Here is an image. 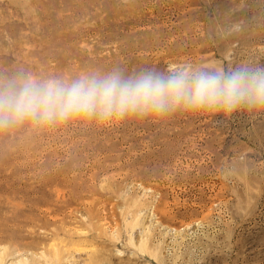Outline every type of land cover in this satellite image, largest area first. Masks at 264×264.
Segmentation results:
<instances>
[{"label": "rangeland", "instance_id": "1", "mask_svg": "<svg viewBox=\"0 0 264 264\" xmlns=\"http://www.w3.org/2000/svg\"><path fill=\"white\" fill-rule=\"evenodd\" d=\"M187 61L264 64V0H0V74ZM252 115L0 132V264H264Z\"/></svg>", "mask_w": 264, "mask_h": 264}, {"label": "clouds", "instance_id": "2", "mask_svg": "<svg viewBox=\"0 0 264 264\" xmlns=\"http://www.w3.org/2000/svg\"><path fill=\"white\" fill-rule=\"evenodd\" d=\"M241 31L236 23L223 35ZM191 65V66H187ZM264 114V64L231 66H113L75 76H40L19 69L0 74V132L29 126L52 128L72 122L100 125L167 120L177 114Z\"/></svg>", "mask_w": 264, "mask_h": 264}]
</instances>
